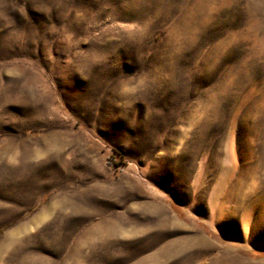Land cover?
<instances>
[{"label":"rangeland","instance_id":"374dc122","mask_svg":"<svg viewBox=\"0 0 264 264\" xmlns=\"http://www.w3.org/2000/svg\"><path fill=\"white\" fill-rule=\"evenodd\" d=\"M0 264H264V0H0Z\"/></svg>","mask_w":264,"mask_h":264}]
</instances>
